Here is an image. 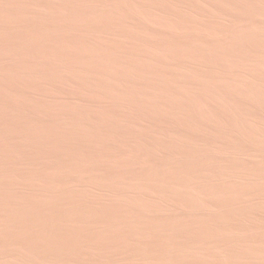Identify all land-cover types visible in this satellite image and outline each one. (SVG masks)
<instances>
[{
	"label": "bare ground",
	"instance_id": "obj_1",
	"mask_svg": "<svg viewBox=\"0 0 264 264\" xmlns=\"http://www.w3.org/2000/svg\"><path fill=\"white\" fill-rule=\"evenodd\" d=\"M25 1L27 2V0ZM65 1L69 2L68 0ZM126 1L91 0L89 3L90 6L87 4L89 2L88 0H83L81 5L84 7L87 4L88 7H94L97 16H99L100 12L102 13L101 15H104L102 10H107L108 8L116 14L114 15L113 13L114 16H117L114 18L115 20L119 16L125 15V23L128 27L131 23L128 11L126 10L131 9L132 6L140 15L143 14L142 18L145 17L144 19L146 21L163 17L161 19L166 23L167 21L171 22L169 27L172 28V34L170 33L171 29L167 31V33L170 31L169 34L160 32L158 29L157 35H154L152 39L155 50L153 54H161V57L165 56L162 55L165 51H171L170 55L176 54L175 56H177L176 52L180 53V55L186 53L187 56L184 57L189 59L187 61L191 59L192 63L195 62L202 66H204L203 63L207 62L210 67H213V64L215 66L218 63L217 59L219 56L228 57L224 55L227 50L232 53V62L234 64L246 61L245 51L251 48L250 42L252 40L259 42L264 49V0H191V2L187 0L189 3L186 1L180 3V0H169L170 3L179 7L182 13H185L182 14L180 12L182 17H184L183 15H189L198 20L200 18H206L210 21L217 19L222 23H228L227 28L223 29H219L209 21L203 23L201 20L203 25L193 23L194 21H186L187 19L184 21V18L182 19L178 12V16H175L174 6L172 7L174 15H172L166 12L168 8L166 10L165 8L162 9L165 12L151 11L149 10L148 4L149 11H146L147 7H145V3L147 0H139L138 2ZM165 1L167 3L168 0ZM46 4V1H41L39 7L43 8ZM57 4H60V1ZM64 4L66 5V3ZM72 4L74 3L70 4V9ZM143 4L144 6H142ZM66 7L60 8L61 10L58 12L67 11L64 10ZM78 7L76 6L75 8L79 9ZM22 8L24 9L23 5ZM179 8L176 7V9ZM83 9L85 10V7ZM52 11L51 13L55 14V10L54 12ZM80 11V15L83 14L82 10ZM2 12L5 11H0V16ZM69 13L73 14L74 12ZM61 15L66 16V13L62 12ZM99 17L101 20V16ZM95 18H92V20ZM144 19L142 20L143 23L146 22H144ZM103 20L105 21L107 18L103 16ZM143 23L141 24L142 33L146 35L149 26L145 27ZM99 24L102 25L101 22ZM153 25H156V23ZM37 28L39 29L38 26ZM179 28L180 30L182 28L185 29L190 37L184 38L180 32L179 34L182 37H177L175 32ZM162 30H165L164 27ZM48 32L52 33L53 29L48 27ZM39 34L35 35L39 37ZM13 39L16 41L19 39V36L16 35ZM24 39L26 40V38ZM6 40L0 35V63H7L9 66L7 70L0 68V90H9L12 95H32L34 93L33 90L36 88L35 85H25L21 88L9 82L11 80H9L8 74L12 73L14 76L17 73L20 75V72L24 70L21 67L28 66L25 63L21 67L20 65H16L15 60L17 58L15 57L17 56L14 55V57L6 51L9 48ZM34 40L37 42L36 39ZM23 47L27 48L26 46ZM47 54L49 56V52H46ZM36 55L38 54L36 53ZM161 57L152 55L148 58L149 64L154 63L157 65V67L154 66L155 69H151L145 64L151 69L148 72H145L146 70L143 69L140 71L132 69L134 70L133 75H135L137 80L134 78L135 80L131 85L128 82L131 80L130 77L129 80L126 78V81L119 74L115 75L110 73V70L108 73L106 69L98 72L93 69L85 70L87 76L99 75L102 84H110L113 89H118L117 92L122 90L124 86H126L127 90L133 91V89H138L142 91L140 92L142 94L153 92L159 94L156 95L159 98H163V96L168 98L169 105L161 103L162 100L159 99L157 103H144V105L136 108L128 105L123 111L112 109L108 113L102 112V109L96 106H93L90 111L82 107L75 108L73 110L74 113L84 115L82 121L87 120L88 124L86 129H80L81 134L89 132L93 140L105 144H112V147L108 151L95 150L94 148H76V152L78 150L81 153L79 159L77 157H67L65 155L67 149L61 148L59 155L54 157L56 159L55 162L57 161L55 166L53 163L54 159L51 161L53 158L51 156L45 157L44 154L43 156H38L39 154L34 156L30 152L29 154L34 156L32 160L25 159L23 151L21 154L22 149L20 150L12 146L14 143L13 140L15 141L17 138L27 142H31V138L28 136V131H15L11 129V122L15 121L21 125L28 120H37L40 124V129L44 130L50 124L43 118L42 113L34 110L32 106L26 107V104L14 103V98H11L12 101H9V99V102H5L2 105L3 98L0 95V119L4 121L2 122L0 120V123L5 127L4 131H0V141L1 143L9 145L8 155L0 156V163L2 161L6 162L4 159L15 155L16 159L22 164L23 161L26 163L30 161L32 168L40 170L37 174L34 172L35 175H30L31 172L29 171L27 173L30 174H26V172L19 174L24 177L28 184L30 179L42 181V186H38L40 189L37 188L38 190L36 191L39 192L37 195L42 196L45 201L47 200V208L50 216L54 213L62 212L61 206L63 201L61 200V202L56 204L59 197L67 200V206L69 208H74L76 206V199H79L84 205L91 207L96 213L94 219H90L84 213L80 214L83 223L104 227L111 225H125L133 229L140 227L143 228V231L161 230L165 233V236L161 239L162 250H151L143 241L139 240L130 252L126 250V253H123L116 249H111L106 245L101 247L96 246L84 237L79 243H76L67 235L62 236L67 237V239L61 248H57L51 243L41 244L38 242L35 232L40 231L41 228L34 220L29 219L27 216L21 228L20 235L16 234L10 227H0V264H264V87H262L264 84H261V82H264V79L252 74H238L236 71L224 69L225 71L223 72L227 75L228 80L234 76L249 80L245 84H242L238 81V83H235L240 78L235 79L234 83L235 85L237 84L236 86H229L227 88L228 85L225 86L224 84L223 86L226 87L224 88L219 85V80H216L218 85L213 81V79H218V77L220 78L222 76L223 73H220L221 76H219V72L222 69L220 71L218 69L213 70L218 77L214 75L212 77L204 69L203 75L207 74L208 78H205V75L202 78L203 82L199 80L197 84H193L192 80H190L193 77L192 72V75L188 72L190 76L188 79H185L186 81H184V78L183 81L175 79L179 78L181 73L180 75L177 74L179 77L175 74H165V71L163 72L162 70L165 60L161 61ZM169 57L167 56V58ZM26 58L27 61L39 62L32 55H28ZM176 58L179 59V57ZM171 60L173 61V59ZM106 61L111 62L109 57L106 58ZM166 61L168 62L167 59ZM110 62L108 63H113ZM44 63L49 64L47 62ZM108 63L106 65H109ZM179 63L181 64V61ZM186 63L183 62V64L177 66L185 70L184 73L190 70ZM36 64L39 67V64ZM52 65L56 64L51 63ZM145 65L143 64L144 68L146 67ZM126 66L124 67L126 68ZM165 67L167 66L165 65ZM177 67L175 68L177 69ZM125 68L121 67L122 73L120 74H127L128 70ZM179 68L178 70H180ZM55 69L52 66L49 70H52V73L56 71ZM72 69L77 73L79 67H72ZM182 69L180 70L181 72L183 71ZM65 70L59 73L66 75L69 69L66 72ZM195 70L197 69L195 68ZM29 71L31 72V70ZM57 71H60V67ZM174 72L177 73L175 70ZM57 75H59L58 72ZM67 75L70 76L69 73ZM194 76H197L196 73ZM223 79H225V76ZM23 81L25 82V80ZM240 82H243V80ZM201 88L203 92L196 94L198 95L194 98L196 101L193 99L195 102H190L192 98L187 102L186 98L189 95H186L184 101L181 100L183 97L181 99L179 98L181 89L184 93L186 92L188 94L190 92L192 95L195 91L194 89ZM229 88L231 90L236 89L244 94L247 93L246 97H240V93V96L236 94L239 97H235V93L233 94ZM38 92L44 96H50L51 94V92L43 94L42 90ZM236 93L238 92L236 91ZM148 94L145 96L149 97L150 95L148 96ZM51 96L53 106L59 109V103H61V100H59V91L55 90ZM116 101H122V99L118 98ZM165 101L167 102V99ZM32 103L30 102L31 105H34ZM150 107L152 108L151 112L153 109L161 111L167 108L172 113H180V116L177 114L179 118L175 115L174 118L168 116L163 119L152 117V114L150 115L151 117L145 116ZM166 115H170L169 112ZM52 121L58 130L64 128V122L59 114L56 113ZM123 126L127 127V131L124 132ZM47 146L48 144L43 146L45 150ZM66 147L68 148L67 144ZM17 166L21 165L19 164ZM26 166L27 164L24 169L27 168L28 170ZM16 171L18 170L14 167L12 173L17 175ZM17 193L20 194L19 191ZM50 197L54 198L51 199ZM1 199L3 198L0 196ZM5 199L4 197V201ZM4 201L3 203H5ZM13 213L14 211L8 213V215ZM204 224L211 225L215 228L217 227L218 232L213 231L199 236L190 235L195 228ZM64 228L65 226L61 225L57 230L63 231ZM121 232L128 233L131 230L126 228V231L121 229ZM46 233L52 236L50 229L46 230Z\"/></svg>",
	"mask_w": 264,
	"mask_h": 264
},
{
	"label": "rangeland",
	"instance_id": "obj_2",
	"mask_svg": "<svg viewBox=\"0 0 264 264\" xmlns=\"http://www.w3.org/2000/svg\"><path fill=\"white\" fill-rule=\"evenodd\" d=\"M7 1L0 0V11H5V12H2L3 16L2 15L0 16V19H1L0 24H1V22H3L0 25V33H1L0 35L3 36L5 40L7 39L6 42L9 46V48L6 49V51L9 54H11L12 56L16 55L17 57H15V56L14 57L17 58L16 60L20 61V62H18L15 60L16 65L17 66L20 65V67H21V66H24L23 63H25V65L28 66V67L24 66L23 68L21 67V69L22 70L24 69V70L22 72H20V75H18L17 73H16L17 76H16V74H14V76H13L12 73L8 74L7 76L9 78V80H11V81H9V80L8 81L10 83L12 82L11 83L12 85L20 86L21 88H23L25 85L33 84L36 87V88L34 87L36 91L33 90L34 93H32V95L31 94H26V95L22 94L23 95L22 96V95L18 94L19 95L18 96V95H12L11 92H9V90H7V91L4 89L0 90L2 92V93L0 92V95L3 98L2 99V105L5 102L12 101V99L14 98L15 99V100H13L14 103L26 104V107L32 106V108L34 110L41 112L43 115V118L50 124V126L48 128L42 130V129H40V124L37 120H28L26 123L21 124V125H19V123L15 122V121L11 122V124H10L11 129H13L15 131L22 130V131H28L29 132L28 136L31 138V142H27L23 139L17 138V139H15V141L13 140L14 143L12 145L15 148H19L20 150L22 149L21 154L24 152L25 159L32 160V157L36 156L37 154H39L38 156H41V155L43 156V154H44L45 157H48V156H51V158L53 157L51 159V161H52L55 156L59 155V153H60L59 151L61 148H64L65 150L67 149L65 152V155H67V157H70V158L71 157L72 158L77 157V159L80 158L81 153L78 152V150L76 152V148H85V149L94 148L95 150H102V151H108L109 149H111L112 144H105V143H102L100 141L93 140V137L91 136V134L89 132H85L84 134H81V130L86 129L88 127V124H87V120L82 121V119L84 118V115H77L74 113L73 110L75 108L82 107V108H86L88 111H90L93 106H96V107L102 109V112L108 113L112 109H116L117 111H123L127 108L128 105L133 107V108H136V107H140L141 105H144V103L145 104H148L149 102L150 103H154V102L157 103L159 101V99L162 100L161 103L169 105L168 104L169 103L168 98H166L164 96H163V98H159L158 96H156L159 94H156L153 92H149V94L148 93L142 94V93H140L142 91H139L138 89H133V91L127 90L126 86H124L122 88V90L117 92L118 89H113L110 86V84H108V85L102 84L101 78L99 77V75L87 76L85 73V70L93 69V70H96L98 72V71H104L106 69L107 73L111 71L110 73H112V74H115V75L119 74L120 77L125 78L124 80H126V78L129 80V77H130L131 80L128 82H130V85H131V83L133 84V81L136 79L135 75H133V72L135 69H137L139 71L143 69V70H146L145 72H148L149 70L155 69V67H157V65H155L154 63L149 64V61H148V58L152 55H154V56L158 55V57H161V54H153L155 52V50H154V45H153L152 39H153L154 35H157L158 29L160 30V32H165V33H167V31L171 29V32L170 31L169 32L172 34V28L169 27L171 22L167 21V23H166L164 20L161 19L163 17H161V18L157 17L156 19H152V20L150 19L149 21H146L144 19L145 17L142 18L143 14L140 15L139 12H137L133 8V6L131 7V9L126 10V11H128V15L130 18V23H131V25L129 27L126 26L125 15H121L118 17V19L116 18V20H115L114 18L117 16H114L116 14L114 13L113 9H112L113 12H111L110 8L107 9L109 11H107L106 9L102 10L104 15H101L102 14L101 12L99 13V16H101V20H100L99 19L100 17L97 16V13L94 10V7L92 8V7L87 6V4L90 5L89 3L91 0H88L89 2L87 4H85V6H84L85 10L88 13L83 9L84 7H82V5H81L83 0H78V1L76 0V2H74L75 0H68L69 2L75 4V5L72 4L71 9H70L71 3L69 4V2H67L65 0L63 3H62L63 0H59L60 4H57V3H59L58 0H40L39 2H38V0H27V2L25 0H7ZM41 1L47 2L46 6L43 8L39 7V3ZM124 1H126V0H124ZM129 1L138 2L139 0H136V1L135 0H129ZM129 1L127 0L126 2H129ZM149 1H151V2L148 3ZM149 1L147 0V2L146 1H144V2H146L145 7H147V4H148L149 10H151V11L155 10L156 12H161V11L165 12V10L168 8L166 12H169L172 15L175 14V16H178L177 15V12H178V14L181 15V18L182 19L184 18L183 19L184 21L187 19L186 21H189V22L194 21L193 23H196L199 25H203V23L209 21V22H212V24L214 26L218 27L219 29L227 28V26H228V23H226V24L222 23V22L218 21L217 19L216 20L212 19V21H210L206 18L205 19L200 18L198 20V19L191 17L189 15H187V16H189L190 18L189 17L187 18L186 15H183L184 17H182V14H185V13L184 12L182 13L181 12L182 10L178 6H175L172 3H170L169 0H168L169 2L167 1V3L165 0H163V1L162 0H149ZM185 1L187 3L191 2V0H188L189 2L187 0H180L179 2L184 3ZM64 3H66V5ZM67 3L69 6L67 5ZM77 3H79V4H77ZM7 5L10 7V10H9V7ZM16 5L20 6V7H17ZM22 5H23L24 9L22 8ZM59 5H62V6L59 7ZM169 5H172V6H169ZM64 6L65 7L68 6V7H66L67 9L65 8L64 10H67V11L69 10V11L68 12L67 11H65V12L61 11L59 13L58 11L61 10L62 8H64ZM76 6L77 7L79 6L78 7L79 9H76L75 8ZM142 6H144V4ZM151 6L153 9L150 8ZM148 7H147L146 11H149ZM172 7H173V9H175L174 10L175 13H174ZM176 7L179 9H176ZM20 8H22V9H20ZM164 8H165V10H162ZM169 9H170V11H169ZM20 10H22V11H20ZM54 10H55V12H54ZM78 10H79V14H78ZM80 10H82V13H83L81 15H80V12H81ZM178 10H180V11H178ZM51 11L57 15L55 16V14H52ZM105 11H107L108 14ZM62 12L66 13V16H63L65 14L61 15ZM69 12H72V13L74 12V13L71 14ZM85 12L87 15L85 14ZM91 13H93V14H91ZM113 13H114V15H113ZM46 14H48V15H46ZM77 14H78V16H77ZM68 16H70V17L72 16L73 21H72V18L70 19V17H68ZM82 16H85V17L82 18ZM103 16L105 18H107V20L104 21ZM107 16H110V17H107ZM76 17L78 20L76 19ZM95 17H97V18L99 17V18L97 19ZM92 18H95V19H93L94 21L92 20ZM16 19H18L17 20L18 22L16 21ZM58 19L61 21H59ZM74 19H75V21H74ZM143 19H144V22L146 21L145 23H143V21H142ZM165 19H167V18H165ZM201 20L203 23L201 22ZM114 21H116V22L114 23ZM74 22H75V24H74ZM76 22H80V23H76ZM100 22L102 25L99 24ZM147 22H149V23H147ZM218 22H220V23H218ZM53 23H56V24H53ZM95 23H96V25H95ZM142 23L144 24L145 27L149 26L146 35H144L142 33V27H141ZM151 23H152V25H151ZM154 23H156V25H153ZM7 24H9V25H7ZM41 24L43 25V27ZM103 24H105V25H103ZM159 24H161V25H159ZM2 25H4V26H2ZM40 25H41L42 29H41ZM98 25H100V26H98ZM37 26L39 27V29L37 28ZM44 26H45V28H44ZM109 26H110V28L108 29ZM48 27L53 29L54 33L48 32ZM54 27H56V28L58 27V28L56 29ZM163 27L165 30H162ZM106 29H108V30H106ZM2 30H4V31H2ZM38 30H40V31H38ZM178 30H180V28L176 29L175 34H177L176 35L177 37L181 38L182 36L180 34H182L184 38L190 37L189 34L185 31V29L182 28L181 29L182 31L181 30L178 31ZM184 31L186 32V35H185ZM34 32H36V33H34ZM169 32L167 34H169ZM179 32H180V34H179ZM39 33H41V34H39ZM32 34H34V35L39 34V37H37L36 35L34 36ZM4 35H6V36H4ZM16 35L19 36V39L14 41L15 39H13V38H15ZM63 35H64V37L67 35L68 36L64 38ZM185 36H188V37H185ZM32 37H34V38H32ZM24 38H26V40ZM20 39H23V40H20ZM27 39H28V41H27ZM34 39H36L37 42ZM31 40H33L34 42ZM40 41H41V43H40ZM250 44H251V46H250L251 48H248L245 51L246 61L241 62L239 64H237V63L234 64L232 62V53L229 52L228 50H227L228 53H226L227 51L225 50L226 52L224 55H227L228 57L219 56L217 59L218 63L215 64V66L217 68L214 66V64H213V67L212 66L210 67L207 64V62L203 63L205 66V68H203L204 66H202L201 64L200 65L198 63L196 64L194 61H193L194 63H192L191 59H190V61H187L189 59H187V57H184V56H187L186 53H182L180 55V53L176 52L177 56H175L176 54L170 55L171 51H169V52L165 51V53H162V55H165V56L161 57V59H162L161 61L165 60L162 70H163V72L165 71L164 72L165 74L166 73L175 74L176 76H177V74L180 75V73H181L180 77L177 76L181 79L175 78L179 81H183V78H184V81H186L185 79H188L189 76L192 75V73H193V75H192L193 77H191L190 80H192L193 84H197L199 80L203 82L202 78H204L205 75H206L205 78H208L207 74L203 75L204 69L211 76L214 75L215 77H218V76L216 73H214L213 70L218 69L220 71L222 69L219 72V74L223 73L222 76H221V74L220 75L218 74L221 77L220 78L218 77V79H213V81L216 85H218V83H220L219 85L222 87H224L223 86L224 84H225V86L228 85L227 88L229 86H233V87L236 86L237 84L235 85V83H238V82L245 84V82H248L249 80L246 78L242 79L238 76H236V77L234 76L233 77L234 80H232V81H231V79H233V78H230L228 80L227 75H225V73L223 72L225 70H228V71L233 70V71H236L238 74H252L258 78L264 79V49H263L262 45L259 42H257L256 40H252L250 42ZM17 45H18V47H17ZM19 45H21V46L19 47ZM23 46H26L27 48H25ZM18 50H19V52H18ZM36 50H38L40 53ZM27 51L29 52V54ZM30 51H32V52H30ZM46 52L47 53L49 52V56H48V54L46 55ZM36 53L38 55H36ZM22 54H24V55H22ZM28 55H32L33 58L37 59V61H39V62L41 61L40 64H42V65H40L39 62H36V61L35 62L27 61L26 57ZM167 56L168 57L172 56V57L167 58ZM18 57H19V59H18ZM107 57L110 58L111 62L106 61ZM164 57H166V58L164 59ZM176 57H179V59H177ZM22 58H24V59H22ZM38 58H40V59H38ZM166 59L168 60V62L171 59H173V61L171 60L168 63L166 61ZM174 59H176V60H174ZM184 60H186V61H184ZM43 61L47 62L49 64H46ZM180 61H181V64H183V62L184 63L187 62L186 65H187V67H189V69L191 71L188 70L186 72L187 73L186 74V73H184L185 70H183L181 68L183 70L181 72L180 71L181 69L179 67H177V66L181 65L179 63ZM108 62H110V63L113 62V63L109 64ZM119 62H120V64H119ZM171 62H173V63H171ZM189 62H191V63H189ZM19 63H21V64H19ZM36 63L39 64V67ZM51 63L56 64V65H52L54 67V69L56 67V69H55L56 71L52 72V73H51L52 70L51 71L49 70L50 68H52ZM107 63L109 65H106ZM124 63H125V65H124ZM31 64H33V65H31ZM63 64H64V66H63ZM143 64L148 65V67L151 69H149L146 65H145L146 67L144 68ZM195 64H196V66H195ZM126 65H128V66H126ZM165 65L167 67H165ZM170 65H171V67H170ZM44 66H46V67H44ZM49 66H51V67L49 68ZM61 66H63V67L61 68ZM76 66L79 67V70L77 71V73L75 72L74 69H72V67H76ZM120 66L122 68H125L124 66H126L125 69H127L131 75L128 72H127V74L126 73L120 74V73H122ZM8 67L9 66L7 63H0V68L7 70ZM59 67H60V71H57V69H59ZM67 67H69L68 68L69 70L66 69ZM128 67H130V68H128ZM133 67H135V68H133ZM175 67H177V69ZM198 67H199V70H198ZM63 68H64V70L66 69L65 72L68 70L67 73H69L70 76L67 75V73H66V75H64L63 73L62 74L59 73L63 70ZM170 68H172L171 69L172 71L170 70ZM178 68L180 70H178ZM195 68L197 70H195ZM210 68H211V70H209ZM28 69L31 70V72ZM132 69H134V70H132ZM26 70H28V71L26 72ZM71 70L73 73L71 72ZM117 70H119V71H117ZM174 70L177 73H175ZM35 71H37V72L34 73ZM57 72L61 77L59 75H57ZM188 72H190V73L192 72V73L189 75ZM33 73L35 75H37L36 76L37 78L35 77V75ZM195 73L197 75L196 77L194 76ZM24 74H26V75H24ZM51 75H53L54 77L53 76L51 77ZM24 76H26V77L24 78ZM31 76H32V78H31ZM224 76H225V79H223ZM19 77H20V79H19ZM29 77H30V79H29ZM198 77H200V78H198ZM39 78H41V80H39ZM71 78H73V79H71ZM192 78H194V79H192ZM22 79L25 80V82ZM33 79L34 80L37 79V80L34 81ZM76 79H77V81H76ZM235 79H239V80H236V82H235ZM160 80H162V79H160ZM216 80H219L220 82L217 81L218 83H216ZM242 80H243V82H240ZM19 81H22V82H19ZM221 82H222V85H221ZM262 83L264 84V82H261V84ZM42 85H43V88H42ZM233 87H231V88H233ZM262 87H264V86L262 85ZM49 88H51V89H49ZM224 88H226V87H224ZM231 88H229V90L233 94L235 93V95H234L235 97H239L240 95H241L240 97H246L247 93L246 94L241 93V91H238L236 89L231 90ZM48 89L51 91H49ZM37 90L38 91L42 90L43 94H47L49 92H51V94H52L55 90L59 91V100H61V103H59V106H60L59 109L56 106L55 107L53 106V104H52L53 99H52L51 94H50V96L40 95ZM194 90L195 91L193 92V94H192L193 96H192L190 92H188V94H186V92L184 93L183 90L181 89V91L179 92L180 93L179 98L181 99L183 97L181 100L184 101L186 98V95H189L186 98L187 102H189L190 98H192L191 99L192 101L190 100V102H195L196 99H194V98H196V96H198L196 94L203 92V90H202V88L201 89H194ZM44 91H46V92L44 93ZM236 91L238 93H236ZM138 93H140V94H138ZM239 93H240V95H239ZM90 94H91V96H89ZM147 94H148V96L149 95L150 96L149 97L145 96ZM236 94H238L239 96ZM9 95H10V98H9ZM15 97H17V98H15ZM118 98L122 99V101H116V99H118ZM17 99H19V101H17ZM166 99H167V102L165 101ZM193 99L195 101H193ZM146 101H147V103H146ZM30 102H33L32 104H34V105H31ZM151 109L152 108L150 107L149 110H147V112H146L147 114L145 113L146 114L145 116H148V117L152 116V117H156L157 119H159V118L163 119L164 117H168V116H171L172 118H174L175 115L178 117L177 114H179V116H180V113H177V114L172 113L167 108L163 109L161 111L160 110L156 111L155 109H153L152 112H151ZM158 112H159V114H158ZM168 112L170 115H166V114H168ZM56 113L61 116V119L64 122V128L62 130H58L53 124L52 118ZM148 113H149V115H148ZM156 113H157V115H156ZM160 113L162 115L164 113V116L162 117V115ZM6 116H8V115H6ZM1 121L4 122L3 120H1ZM0 126H1L0 131L1 132L4 131L5 127L1 123H0ZM124 127L125 126H123V130L125 132V131H127V127H125V128ZM65 143L68 145V148L66 147ZM46 144H48V146L46 147V150H45V148L43 146H45ZM56 145H58V146L56 147ZM8 149H9V145L1 143V141H0V156H4L5 154L7 156L8 155ZM30 152L34 156L29 154ZM33 152H37V153H33ZM78 153H79V157H78ZM13 156L15 157V155H13ZM13 156H10L11 158L8 157V158L4 159L6 162L2 161L0 163V196L3 198L0 200V205H1L0 206V227H6V228L10 227L16 234L20 235L21 234V228L24 225L26 218L28 216L29 219L34 220L38 224V226L41 228L40 231H38V232L35 231L36 236H37V240L41 244L51 243L54 246H56L57 248H61L64 245L65 240L67 239V237H65V236L62 237V236L67 235V236H69V238L72 241H74L76 243H79L80 240L84 237V238L89 239V241L96 246L101 247L103 245H106L111 249H116L117 251H120L123 253H126L125 252L126 250H128V252H130L133 249L136 242H138L139 240L143 241L148 246V248L151 250H154V251L162 250L161 239H162V237L165 236V233L161 230H159V231H154V230L143 231V228H140V227L135 228V229H133L129 226H125V225H111L109 227H104V226H92L90 224L83 223L81 221L80 214L84 213V214L88 215V217L90 219H94L96 217V213L91 207L84 205L82 203V201L79 199H76V202H75L76 206L74 208H69L67 206V200L62 198V197H59L60 199L59 198L57 199L56 204L61 202V200L63 201L62 206H61L62 212L61 213H54L50 216L49 210L47 208V206H48L47 200L45 201V199H43L42 196H41L42 197L41 198L39 195H37L39 192L36 191V190L40 189L38 186H40V187L42 186V181L41 180L35 181L33 179H30L29 184H28V182L24 179V177L20 175L21 173L24 174V172H26V174H30V173H27V171L31 172L30 175H35V174L39 173L40 170L39 169L35 170V168H32L31 167L32 164H30V161H29V163H26L25 161H23V164H24V166H23V164L20 161H18L16 159V157L14 159ZM26 156H28V157H26ZM0 160H1V158H0ZM7 160H10V161H7ZM55 160L56 159H54V161H53L54 166L57 162V161L55 162ZM8 162H10V163H8ZM78 162H80V161H78ZM19 164L21 166H17ZM26 164H27L26 167H28V170H27V168L24 169ZM14 167H16L18 170V171H16L17 175L12 173V169ZM34 172H35V174H34ZM25 185L26 186L28 185V186L26 187ZM35 187H36V189H34ZM2 189L5 191H3ZM1 191H3V192H1ZM18 191L21 194V196H20V194L17 193ZM7 192H10L11 194L7 193ZM30 192L33 194L30 195L31 194ZM13 193H15V194H13ZM33 195H34V197H33ZM24 196H26V197H24ZM4 197L6 198L5 201H4ZM7 198H8V200H7ZM19 198H20V201H19ZM52 198H54V197H52ZM25 199H26V201H25ZM3 201L5 203H3ZM27 201L29 202V204ZM20 202H22V203H20ZM48 204H50V203H48ZM27 210H28V212H27ZM12 211H14V213L11 215H8V213H10ZM61 225L65 226L64 230L63 231L57 230V228H59ZM126 228L130 229L131 232H128V233L123 232L122 233L121 229L126 231ZM49 229L51 230L53 237L46 233V230H49ZM213 231L218 232V228L217 227L215 228V227L208 225V224H204L200 227L195 228L190 233V235L191 236H199V235H204V234H207V233H210ZM223 233L225 234V232H223ZM246 248L248 249V247H246Z\"/></svg>",
	"mask_w": 264,
	"mask_h": 264
}]
</instances>
